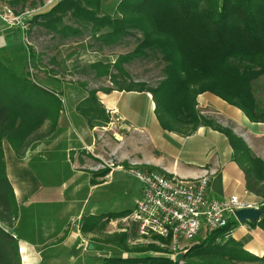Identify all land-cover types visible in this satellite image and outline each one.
I'll use <instances>...</instances> for the list:
<instances>
[{"label":"trees","instance_id":"16d2710c","mask_svg":"<svg viewBox=\"0 0 264 264\" xmlns=\"http://www.w3.org/2000/svg\"><path fill=\"white\" fill-rule=\"evenodd\" d=\"M25 1L9 4L14 7ZM107 1L54 0L32 16V23L61 41L89 32L99 47L116 46L125 37H135L132 52L114 63L89 66L99 77L115 80L112 68L124 73L122 62L159 55L164 67L155 87L128 83L101 91L150 93L163 130L190 135L207 126L223 134L233 151V161L244 174L246 190L261 198L264 210V186H259L264 181V161L231 129L201 117L196 110L197 96L208 92L239 109L250 122L264 123V110L257 107L251 87L253 80L264 75V0H117L111 12L105 8ZM65 18L70 24L64 23ZM30 60L22 43L11 49L0 47V264H22L19 236L14 230L18 206L6 175L2 143L6 141L23 159L30 144L45 136L39 133L44 122H51L49 135L63 109L54 89H44L32 79ZM97 91H88L76 112L88 123H107ZM108 173L105 170L100 175ZM128 212L87 216L80 231L99 233L108 220ZM247 224L264 231V215ZM236 225L238 222L230 218L225 226L185 248L179 263L174 262L168 241L154 236L140 241L134 228L115 231L104 238V244L112 246L108 255L95 264H264V257L246 253L229 237Z\"/></svg>","mask_w":264,"mask_h":264},{"label":"crops","instance_id":"0c3cea01","mask_svg":"<svg viewBox=\"0 0 264 264\" xmlns=\"http://www.w3.org/2000/svg\"><path fill=\"white\" fill-rule=\"evenodd\" d=\"M97 99L105 111V116L109 118L107 123H100L106 125V129L113 130L116 139L106 147L108 156H115L116 167L110 169L104 177L98 172L93 174L94 176L74 172V169L83 168L80 166L79 155L68 145L63 151L62 159L71 175L66 179L70 189L68 196L64 197L65 194L61 193L56 182L43 181L35 172L33 161L42 162L44 159L37 155L38 148L26 151L25 157L19 159L6 142L2 145L6 175L19 208L16 230L20 233L18 235L22 264L97 263L96 252L103 249L97 248L93 241L87 244L86 249L80 250L79 247L83 241L82 237L93 239L98 233H82L80 227L83 217L101 213L97 212L95 206L86 211V201H79L77 194L80 189L85 188L87 181H95L88 188L89 191L102 181L106 182L116 171H128L129 168L155 171L179 179H195L208 175L207 202L225 200L232 195L247 202L261 200L246 190L244 174L233 162V152L222 134L208 127H199L188 136L162 130L153 113V101L147 97L146 92L111 91L107 94L100 93ZM197 106L220 124L230 125L246 144L250 142L253 145L257 157L264 161V124L250 123L238 109L209 93L197 97ZM74 121L76 124L73 126L84 132L86 128L83 130L82 125H79L82 117L78 115ZM91 141L88 140L90 145H86L87 152L100 144L96 157H101V135L99 139H93L92 143ZM47 158L56 164L61 161L59 153L57 157L51 155ZM73 181L83 182L78 184ZM137 195V200L132 206L118 212L130 211L140 201L141 183ZM74 222L78 224L74 226ZM105 226L106 232L110 233L108 223ZM229 237L239 243L246 253L264 257V231L261 228L238 223L229 233ZM105 246L112 248L111 245Z\"/></svg>","mask_w":264,"mask_h":264},{"label":"rangeland","instance_id":"374dc122","mask_svg":"<svg viewBox=\"0 0 264 264\" xmlns=\"http://www.w3.org/2000/svg\"><path fill=\"white\" fill-rule=\"evenodd\" d=\"M11 1L13 0H0V9L11 7L17 12H25L24 14H27L22 16L20 23H13V25H7L0 21V47L11 49L17 47L21 43L25 45L31 55L28 71L31 73L32 79L44 89H54L59 94V98L61 99L63 106L54 131L52 133L50 132L49 135L46 134L49 133L51 122L45 121L39 129V133L41 135L45 134V136H43L38 141L32 142L27 151H33V149L35 150L36 148L39 149V154L37 155L43 157L44 162L33 161L32 164L35 168V172L42 177L43 181L56 182V185H58L61 193L65 194V197L70 194L68 180H66L70 174L67 166L62 163V159H64L63 151L68 145L73 147L76 153L79 155V160L81 162L80 166L83 168L74 169V172H83L84 174L91 175L98 172L100 175V172L105 170L109 171L113 167H116L117 163L115 156L112 154L111 157H109V151L106 149L110 142L116 141L115 136H113V130L106 129V125L104 126L103 123L95 120H92L90 123H88L83 117L82 122L79 123V125H82L83 130L86 128L85 131H88V133L79 130V127L77 126H73L76 124V122L74 121L75 117H78L79 115L76 112V106L78 105V103L87 96L88 91L94 89L98 90L95 94L97 98L100 96V93L107 94L106 92L101 91L102 89H113L118 85H125L128 83H143L147 87L153 88L162 78L164 63L161 61L159 55L150 54L147 57L135 58L122 62L120 66L123 69L124 73L120 72L117 68H112V74L116 75L115 80L109 76L99 77L96 75L94 70L92 71V69H90L89 66L93 63L98 62L114 63L119 56H123L132 52L136 46L135 37H125L119 45L112 47H99L98 43H96L95 40L90 37L89 32L83 33L81 37L69 38L61 41L60 38H54L50 34H47L41 27L37 26V24L32 23V16L38 13L44 6L49 4L47 3L48 0H26L24 3L15 5L14 7L9 4ZM116 3L117 0H109L106 2L105 8H107V10L111 12ZM28 12H30V14ZM63 20L65 24H70L67 18ZM251 87L257 107L260 110H264V75L253 80L251 82ZM117 92L127 93L125 91ZM146 93L147 97L152 99V95L148 92ZM196 110L201 117L212 119L218 125L229 128L233 131L230 125H222L215 118H211L202 110H200L197 106V98ZM245 118L247 119L246 116ZM107 119L109 121V118ZM114 131L118 132L115 129ZM233 133L238 136L234 131ZM247 134L249 135L250 133L247 132ZM99 135H101V149L103 151H101V157H96V153L100 150V144L94 146V148L90 149L89 152H87L86 150V145H90L88 144V140L93 141V139H99ZM247 143L249 144H246L245 142L247 147L251 150L253 155L257 157V152L253 150V145L250 142ZM58 153L61 156V161H59L58 164L52 162L47 158L51 155L57 157ZM127 170L128 171L114 172L113 176L110 179H107L106 182L102 181V183H100L93 189H89V191L88 188H90L91 184L95 183V181H87L88 183L85 185V188L80 189L79 193L77 194V199L79 201H86L85 210L87 211L89 207L95 206L97 212L106 214L111 212H118L120 210H123L124 208L132 206V204H134L137 200L140 183L135 177L130 174V171H132L133 169L129 168ZM73 182L81 184L83 181ZM61 183H63L64 185ZM259 186H264V181L261 182ZM77 224L78 223L74 222V226ZM14 230L17 234H20L16 230V224ZM106 231L107 229L105 226L103 229L98 231L99 233L93 239L82 237L83 241L79 249H86L87 244L92 243L91 241H93V243L96 244L97 248L103 249L96 252L98 253V255H96L95 258L101 259L104 256H107L109 247H106L104 244V238L106 235H108ZM108 231L110 233L113 232L110 229H108ZM204 234L205 231L202 228L200 231V235L196 236L190 241L186 240L183 242V244H185V247H183V249L201 242L204 239ZM81 236L83 235L81 234ZM183 249L179 251L177 255H181Z\"/></svg>","mask_w":264,"mask_h":264},{"label":"built area","instance_id":"2783aa9c","mask_svg":"<svg viewBox=\"0 0 264 264\" xmlns=\"http://www.w3.org/2000/svg\"><path fill=\"white\" fill-rule=\"evenodd\" d=\"M24 13L16 14L5 7L0 9V21L7 25L20 23L22 16L27 14ZM130 172L141 183V199L126 215L108 220V226L113 232L134 228L140 241L153 236L168 241L172 258L185 247L183 242L200 235L202 228L205 238L225 226L235 211L263 208L261 202H247L235 195L207 202L208 175L179 179L155 171L133 169Z\"/></svg>","mask_w":264,"mask_h":264},{"label":"water","instance_id":"95a60500","mask_svg":"<svg viewBox=\"0 0 264 264\" xmlns=\"http://www.w3.org/2000/svg\"><path fill=\"white\" fill-rule=\"evenodd\" d=\"M264 215V210H238L233 213V217L239 224H245V223H254L258 222L261 218V216ZM182 256L177 255L175 257L174 262L179 263L181 261Z\"/></svg>","mask_w":264,"mask_h":264}]
</instances>
